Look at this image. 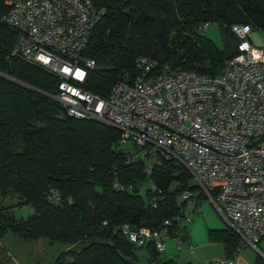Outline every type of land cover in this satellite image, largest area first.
<instances>
[{
	"label": "trees",
	"instance_id": "16d2710c",
	"mask_svg": "<svg viewBox=\"0 0 264 264\" xmlns=\"http://www.w3.org/2000/svg\"><path fill=\"white\" fill-rule=\"evenodd\" d=\"M89 1L100 19L85 50L95 68L82 89L99 98L132 79L140 58L160 69L217 77L236 55L233 26L264 31V0ZM7 2L0 0V196L13 194L34 213L15 221L0 208V239L11 232L22 242L46 239L72 247L54 264H138V250L146 252L148 264H176L151 245L130 244L121 229L161 232L168 223V239L180 249L186 242L192 246L180 226L187 202L199 190L191 186L192 177L159 154L147 173L145 162L132 160L133 149L120 146L117 130L69 117L52 100L59 80L11 56L18 34L2 22ZM205 24L219 27L223 51L199 31ZM145 184L151 188L143 198L139 191ZM52 192L59 202L51 200ZM184 193L191 198L183 201ZM207 238L221 245L226 257L237 252L239 240L228 228L209 230Z\"/></svg>",
	"mask_w": 264,
	"mask_h": 264
},
{
	"label": "built area",
	"instance_id": "2783aa9c",
	"mask_svg": "<svg viewBox=\"0 0 264 264\" xmlns=\"http://www.w3.org/2000/svg\"><path fill=\"white\" fill-rule=\"evenodd\" d=\"M6 5L2 22L18 34L11 56L59 80L52 100L69 117L117 130L120 146L129 145L132 160L145 162L147 173L159 154L190 174L239 240L233 256L212 264H234L245 249L264 260L263 30L246 25L230 29L238 42L236 55L223 63L217 77L169 66L160 69L140 58L132 79L99 98L82 89L95 68L85 50L100 19L90 1L8 0ZM190 198L189 193L181 197ZM51 200L59 202L56 193ZM168 226L165 223L161 232H133L125 226L121 235L138 248L151 245L162 255ZM187 251L193 253L194 248Z\"/></svg>",
	"mask_w": 264,
	"mask_h": 264
},
{
	"label": "rangeland",
	"instance_id": "374dc122",
	"mask_svg": "<svg viewBox=\"0 0 264 264\" xmlns=\"http://www.w3.org/2000/svg\"><path fill=\"white\" fill-rule=\"evenodd\" d=\"M203 35L219 51H223L224 45L220 29L216 24L208 25ZM127 148L130 149V146L127 145L124 150H127ZM191 186H196L194 180H192ZM150 188L149 184L142 185L139 191L140 195L144 198L145 192ZM200 193L199 190L196 191L193 200L187 202L185 219H191V223L183 220L180 224L182 228L186 229L189 243L195 248L194 255L187 252V242L181 245V249H178L176 240L167 239L165 241L167 250L172 252L176 264H206L210 254L214 252V248L203 252L204 249L199 247L200 242L202 240L207 242L208 230H224L227 228V225L207 198L202 197L196 204L195 199ZM20 204L19 198L13 194H8L5 197L0 196V208L8 209L10 218L15 221L25 220L34 213L30 206H21ZM218 226L220 229H212V227ZM71 248L60 244H52L46 239L22 242L11 232H8L0 239V264H54L62 253ZM136 254L139 258L138 264H148L144 250H138Z\"/></svg>",
	"mask_w": 264,
	"mask_h": 264
},
{
	"label": "crops",
	"instance_id": "0c3cea01",
	"mask_svg": "<svg viewBox=\"0 0 264 264\" xmlns=\"http://www.w3.org/2000/svg\"><path fill=\"white\" fill-rule=\"evenodd\" d=\"M212 229H220V228L218 226V227H212ZM212 231H219V230H212ZM188 242H190L189 238H188ZM200 243L201 244L199 245V247L204 249L203 252L210 251V249L214 248V252H212L210 254V257L207 260L206 264H212V263L220 260L224 256L223 247L221 245L210 243L208 241V238H207V242H203V240H202ZM190 245H191V243H190ZM190 255H194V254H190ZM162 258L165 259V260H174L172 252L167 250V247H166L165 243H164V252L162 254ZM258 260L261 261L260 264H264L263 258L258 256L257 253H255L252 250L245 249V250H242L238 254L234 264H256V262Z\"/></svg>",
	"mask_w": 264,
	"mask_h": 264
}]
</instances>
